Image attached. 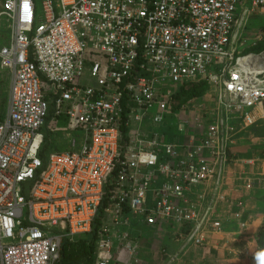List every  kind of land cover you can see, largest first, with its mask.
I'll return each instance as SVG.
<instances>
[{
	"label": "built area",
	"instance_id": "obj_1",
	"mask_svg": "<svg viewBox=\"0 0 264 264\" xmlns=\"http://www.w3.org/2000/svg\"><path fill=\"white\" fill-rule=\"evenodd\" d=\"M253 13L264 0H5L0 264H63V243L97 226L94 264H147L142 249L163 242L179 248L173 262L232 224L247 232L227 186L236 135L264 117V52L236 48ZM199 84L215 108L180 101ZM63 118L80 139L45 152Z\"/></svg>",
	"mask_w": 264,
	"mask_h": 264
},
{
	"label": "rangeland",
	"instance_id": "obj_2",
	"mask_svg": "<svg viewBox=\"0 0 264 264\" xmlns=\"http://www.w3.org/2000/svg\"><path fill=\"white\" fill-rule=\"evenodd\" d=\"M5 0H0V15L3 11V4ZM39 15L42 16L41 9L38 10ZM242 10H240L241 19ZM237 51L239 55L248 54H261L264 52V15L259 13H253L249 17H246L243 22V26L238 31L237 36ZM10 32L7 21L0 17V46H6L9 43ZM12 75L9 71L0 68V122L3 121L8 112L10 93L12 86ZM208 87V86H207ZM214 94L213 90L209 87L204 89H198L196 92H190L187 100H196L197 104L203 108L209 109L215 108V104L208 102L209 97ZM53 119V118H52ZM261 122V121H260ZM56 127V128H55ZM45 135H50L53 142L52 150L58 152H66L70 149V140L78 137V133L71 130L69 127V121L65 118L60 119L58 123H49V128L45 130ZM80 139V137H78ZM256 164L255 168H258ZM254 173L257 174L255 171ZM264 181V176L256 177ZM258 188V187H257ZM264 191V190H262ZM262 205L255 209V205L250 203V210L254 211L246 212L247 221H249L250 227L247 232H240L239 227L232 224L229 228L228 236L226 240H220L218 242L211 243L208 247L189 250L186 248L182 250L183 257L179 264H254L249 252L252 248H257L260 253H264V246L260 243V236L264 234V194L261 197ZM146 238L151 236L146 232ZM152 245V246H151ZM150 248H143L144 261L147 264H172L171 257L174 256V245L172 243L161 244L152 243ZM162 245L167 247V253L162 254L160 249ZM176 246V245H175ZM188 251V254L185 253ZM149 252L148 258L147 254ZM192 252V254H190ZM188 256V257H187ZM147 258V259H146ZM178 264V263H177Z\"/></svg>",
	"mask_w": 264,
	"mask_h": 264
},
{
	"label": "crops",
	"instance_id": "obj_3",
	"mask_svg": "<svg viewBox=\"0 0 264 264\" xmlns=\"http://www.w3.org/2000/svg\"><path fill=\"white\" fill-rule=\"evenodd\" d=\"M3 47V46H0ZM260 114V112H258ZM264 116V108L263 115ZM261 121V122H260ZM253 128L242 131L236 135L235 145L233 150L235 152V157L241 160V163L231 164L229 166L230 169V181L228 182L227 191L232 200L243 201L245 204V210L254 211L257 207H261L262 201L261 197H263L264 191L259 188H256L252 191H247L244 188V183L247 180V177L250 175H254L255 177L264 176V169L262 165H258L256 169V164L264 163V117L260 120ZM58 152V151H57ZM255 161V166H249L248 162ZM257 172L254 173V172ZM250 203L254 204L255 209L250 210ZM167 244L168 242H163ZM163 247L167 248L165 245ZM206 248V247H205ZM179 248L174 245V255L179 251ZM202 248H189V250H197ZM160 250V249H158ZM168 250V249H167ZM188 254V251L185 255ZM192 254V252L190 253ZM148 258L152 259V256H149V252L147 254ZM183 257V253L181 252V257L176 261L171 262L172 264H179ZM188 257V256H187ZM147 259V258H146ZM171 261V260H170Z\"/></svg>",
	"mask_w": 264,
	"mask_h": 264
},
{
	"label": "trees",
	"instance_id": "obj_4",
	"mask_svg": "<svg viewBox=\"0 0 264 264\" xmlns=\"http://www.w3.org/2000/svg\"><path fill=\"white\" fill-rule=\"evenodd\" d=\"M208 88L206 84L192 85L184 89V93L180 97V101L186 102L190 92H196L198 89ZM50 121V118H49ZM48 121V122H49ZM52 140L50 135L45 138L44 150L45 152L52 150ZM100 224V220L98 221ZM97 229L88 237H78L74 241H65L62 246V261L63 264H94L96 253V238ZM260 243L264 246V234L260 236Z\"/></svg>",
	"mask_w": 264,
	"mask_h": 264
},
{
	"label": "clouds",
	"instance_id": "obj_5",
	"mask_svg": "<svg viewBox=\"0 0 264 264\" xmlns=\"http://www.w3.org/2000/svg\"><path fill=\"white\" fill-rule=\"evenodd\" d=\"M259 258L261 260V264H264V253H260Z\"/></svg>",
	"mask_w": 264,
	"mask_h": 264
}]
</instances>
